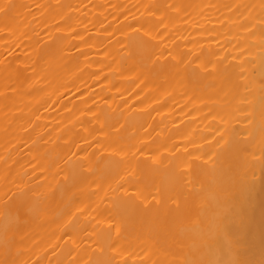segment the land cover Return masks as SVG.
Returning a JSON list of instances; mask_svg holds the SVG:
<instances>
[{"label":"bare ground","instance_id":"1","mask_svg":"<svg viewBox=\"0 0 264 264\" xmlns=\"http://www.w3.org/2000/svg\"><path fill=\"white\" fill-rule=\"evenodd\" d=\"M0 264H264V0H0Z\"/></svg>","mask_w":264,"mask_h":264}]
</instances>
